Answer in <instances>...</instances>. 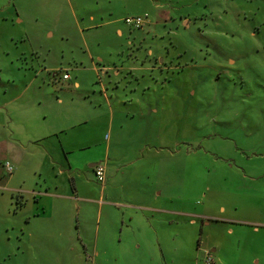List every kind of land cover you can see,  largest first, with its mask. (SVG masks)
I'll return each instance as SVG.
<instances>
[{"label": "rangeland", "instance_id": "374dc122", "mask_svg": "<svg viewBox=\"0 0 264 264\" xmlns=\"http://www.w3.org/2000/svg\"><path fill=\"white\" fill-rule=\"evenodd\" d=\"M159 2L170 22L131 29L125 17L147 13L152 19V11L139 0H115L114 17L121 18L122 35L105 28L85 31L84 40L69 11L53 10L66 7L64 0H0V264H25L19 235L28 225L22 212L14 214L15 200H10L9 214L5 201L11 199L8 189L15 185L18 190L21 181L9 184V176H2V164L9 158L7 141L24 138L25 124L18 121L61 122L59 138L67 143L78 136L90 138L95 145L80 153L82 159L96 155L104 161L110 146L108 158L129 163L131 181L150 191L156 188V208L178 210L189 204L188 210L199 212V206L193 209L199 200L211 205L209 214L219 215L210 199L231 197L234 181L243 189H263L253 196L257 199L264 195V0ZM87 3L85 8H94ZM78 8L80 22L79 15L87 17ZM57 19L65 23L61 32L55 27ZM98 37L105 39L98 42ZM88 52L123 69L118 74L93 72ZM159 54L171 70L159 69ZM63 66L69 70L42 71ZM83 120L88 121L79 124ZM35 159L26 162L35 164ZM86 173L97 185L93 173ZM258 214L248 208L238 211V216ZM36 221L44 228L52 225ZM192 231L193 243L188 245L195 252L198 234ZM210 234L214 241L223 239L220 230ZM226 239L231 244L223 254L231 262L264 264V229L243 239Z\"/></svg>", "mask_w": 264, "mask_h": 264}, {"label": "crops", "instance_id": "0c3cea01", "mask_svg": "<svg viewBox=\"0 0 264 264\" xmlns=\"http://www.w3.org/2000/svg\"><path fill=\"white\" fill-rule=\"evenodd\" d=\"M88 1L94 6L93 9L85 8L89 6ZM114 1L64 0L66 7L64 4L62 7L52 8L55 12L61 9L69 11L72 23L79 29L84 40L85 31L105 28L121 36L122 21L121 18L114 17ZM139 2L152 11L153 18L150 19L147 13L136 15L146 17L140 28L129 26L124 19L123 22L129 28L152 29L162 22H170V14L160 10L162 6L159 0ZM78 6V10L86 13L87 17L79 15L80 22L75 12V7ZM155 9L158 10L157 14H154ZM92 10L95 12L92 13ZM15 12L18 13L17 8ZM57 20L55 27L61 32L60 29L65 28V23ZM104 39L98 37L97 41ZM86 56L93 72L118 74L123 69L116 64L106 65L98 53L94 55L88 52ZM163 56H167L166 53ZM153 58L156 59V56ZM162 60L165 59L159 54V69L171 70L173 66L166 62L161 63ZM43 70L65 72L69 68L43 67ZM69 79L70 77L67 80ZM74 87L79 89L80 84L75 82ZM102 96L106 98L104 92ZM57 101L61 103L59 98ZM109 112V124L112 127L114 112L111 106ZM87 121H80L79 124ZM22 124H25L24 138L12 137L7 141L9 158L4 159L2 164V176H9L8 183L11 184L16 179L21 183L18 190H15V185L8 189L11 199H5L4 194L1 198L8 204L7 214L13 205L10 200H15L14 214L17 211L22 212L20 216L24 215L22 219L28 225V229L21 227L19 235V247L26 254L25 264H202L206 254L210 255L212 264H236L223 254L226 245L231 244L226 236L238 235L243 239L251 233L261 234L264 229V195L258 196V199L253 197L263 189L249 186H244L243 189L242 184L234 181L231 197L222 194L223 201L210 199V203L218 206L219 215L209 214L208 206L211 205L199 200L193 204L194 210L195 205L200 207L199 212L188 210L189 204L178 210L156 208V188L150 191L131 181L128 176L129 163L121 162L119 158H108L110 146L104 161L95 158L96 155L82 159L80 153L95 145L90 138L78 136L69 143L60 140L59 135L64 132L61 122L50 125L46 122L32 121L26 124L18 121L19 126ZM10 133L11 136L15 135L14 131ZM55 137L58 140H50ZM36 157L38 160L35 164L26 162L28 158L34 160ZM2 160L0 159V164ZM97 163L105 165L103 183L97 182L94 175V165ZM6 164L12 167L11 172L6 170ZM86 171L93 173L97 185L91 183L89 177H85ZM26 184L29 186L26 187ZM7 186L8 184L4 187ZM141 190L143 191L140 192ZM29 202L35 206L34 209L28 205ZM171 202L173 203L172 199ZM247 208L259 214L255 217L238 216L240 209L247 211ZM38 219L41 222H52L51 227L44 228L40 223L36 224ZM70 222L73 223L72 228H68ZM194 229L198 234L195 252L188 245L193 243ZM218 230L223 239L214 241L210 232ZM38 239L43 244H38Z\"/></svg>", "mask_w": 264, "mask_h": 264}, {"label": "built area", "instance_id": "2783aa9c", "mask_svg": "<svg viewBox=\"0 0 264 264\" xmlns=\"http://www.w3.org/2000/svg\"><path fill=\"white\" fill-rule=\"evenodd\" d=\"M146 20V17H130V18H126L125 22L129 25L132 26L134 28H140L143 26L144 22ZM64 79H67L68 76L65 74L63 75ZM6 170L8 172L12 171V167L9 164H6L5 166ZM94 175L96 178V181L99 183H103L105 181V165L102 163H99L98 165H96L94 167ZM202 264H212V259L210 257L209 254H206L204 256V259L202 261Z\"/></svg>", "mask_w": 264, "mask_h": 264}, {"label": "water", "instance_id": "95a60500", "mask_svg": "<svg viewBox=\"0 0 264 264\" xmlns=\"http://www.w3.org/2000/svg\"><path fill=\"white\" fill-rule=\"evenodd\" d=\"M98 164H99V163L95 164L94 167H95L96 165H98Z\"/></svg>", "mask_w": 264, "mask_h": 264}]
</instances>
